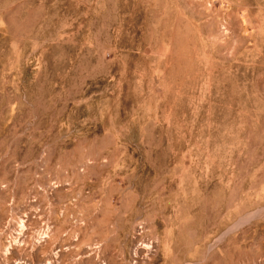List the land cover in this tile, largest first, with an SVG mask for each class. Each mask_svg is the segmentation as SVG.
I'll use <instances>...</instances> for the list:
<instances>
[{
  "label": "rangeland",
  "instance_id": "1",
  "mask_svg": "<svg viewBox=\"0 0 264 264\" xmlns=\"http://www.w3.org/2000/svg\"><path fill=\"white\" fill-rule=\"evenodd\" d=\"M0 264H264V0H0Z\"/></svg>",
  "mask_w": 264,
  "mask_h": 264
}]
</instances>
